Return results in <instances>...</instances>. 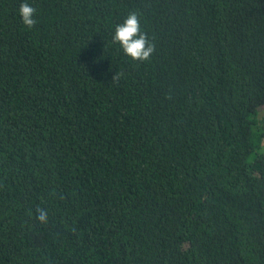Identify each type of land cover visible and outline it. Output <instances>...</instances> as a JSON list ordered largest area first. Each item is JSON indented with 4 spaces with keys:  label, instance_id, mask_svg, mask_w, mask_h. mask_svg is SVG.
<instances>
[{
    "label": "trees",
    "instance_id": "1",
    "mask_svg": "<svg viewBox=\"0 0 264 264\" xmlns=\"http://www.w3.org/2000/svg\"><path fill=\"white\" fill-rule=\"evenodd\" d=\"M21 2L0 0V264H264V0H28L30 29ZM132 12L147 61L111 39Z\"/></svg>",
    "mask_w": 264,
    "mask_h": 264
},
{
    "label": "clouds",
    "instance_id": "2",
    "mask_svg": "<svg viewBox=\"0 0 264 264\" xmlns=\"http://www.w3.org/2000/svg\"><path fill=\"white\" fill-rule=\"evenodd\" d=\"M18 14L24 26L32 28L36 24V9L23 0L20 3ZM112 42L122 49L124 55L132 60L147 61L154 52V44L150 42L146 33L141 30L140 19L137 13H129L121 23L115 26L112 35ZM40 222L47 220V213L44 209H38Z\"/></svg>",
    "mask_w": 264,
    "mask_h": 264
}]
</instances>
